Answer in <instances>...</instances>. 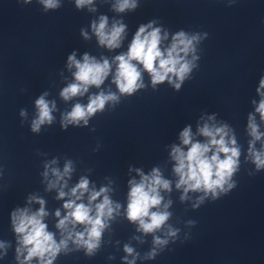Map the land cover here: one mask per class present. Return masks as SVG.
<instances>
[{"label":"clouds","instance_id":"1","mask_svg":"<svg viewBox=\"0 0 264 264\" xmlns=\"http://www.w3.org/2000/svg\"><path fill=\"white\" fill-rule=\"evenodd\" d=\"M30 2L31 0H24V3ZM40 2L45 9L59 6L57 0H40ZM75 3L77 8H81L91 5L93 0H75ZM136 7L137 0H117L114 10L122 13L126 10H134ZM153 24L154 22L140 25L129 44L128 51L116 55L112 63L108 59L97 61L88 54H84L82 61L76 59L75 53L70 55L68 67L76 69L73 73L75 82L61 91V97L67 101L75 96H83L91 86L100 88L110 74L112 83L116 85L119 93L131 95L144 87L142 71L149 74L153 87L168 81L175 89L179 90L181 84L196 66L194 61L198 57L194 55L195 44L199 42L200 37L197 34L189 35L184 31H179L172 36L169 46L162 47V41L168 39V33L164 32L162 36L161 28L153 27ZM92 29L99 44L111 50L120 47L124 39L126 25L115 22L109 28L107 17L100 16L98 23L93 22ZM190 54H193L191 59L188 58ZM113 64L115 65L114 72ZM261 89H264V78H261L259 88H257V92L262 98L256 107V112L264 121V92ZM118 99V96L112 92L106 94L101 91L91 95L87 105L76 103L72 110L64 115L62 126L79 125L81 121L87 125L91 116L98 111H103L107 103L117 102ZM35 104L38 114L32 122L31 129L33 132H39L42 125L52 123L54 119L52 111L55 108V103L52 102L50 107V102L42 95L35 101ZM20 114L24 116L25 112L22 110ZM211 119L213 118L209 117V120ZM248 120L250 135L253 137V140L250 141L249 154L259 170L264 168V147L260 151H256L253 145L264 134L258 131L254 116L249 115ZM198 131L200 135L207 138L206 142L194 141L190 127H185L180 133V140L186 146V150L179 146H173L171 156L175 161L173 171L179 178L176 188H183L185 194L181 196V200L185 199L189 191H194L204 193V196L198 201L203 202L204 197L209 194L213 199H216L220 194L226 193L234 187L230 180L238 169L240 149L234 137L226 139L228 136L227 126L216 127L205 123ZM51 163L55 164L56 161L53 160ZM45 167L47 168L48 165ZM51 172L55 180L49 182V188H55L63 177L70 174L71 164L70 162L66 164L62 173L56 168H52ZM139 174L141 176L139 182L129 181L127 217L130 221L139 224V230L144 233H152L160 229L170 216L166 210H159L162 202L160 190L170 191V181L162 178L157 169H153L149 175ZM44 175L47 177L48 172L46 171ZM88 185L89 181L81 178L80 182L68 194L63 191V186L61 187L58 198L69 195L75 199L70 198L63 205L67 210L66 215L59 219L56 225L63 236L59 242L55 239V234L48 231V226L44 223V218L48 213L44 209L43 200L36 201L40 204V208L35 212H31L28 208H17L12 213V225L17 234L19 245L16 249V259L20 264H31L34 258L37 259L38 264H53L57 254L67 248L68 240L73 236L75 237L73 242L78 247L83 246L88 255L94 253L99 247L102 232L107 226L106 221L112 218L114 208L119 209L120 205L113 206L106 194L107 188L91 191L87 204L77 203L85 193L89 192ZM226 185L227 187H225ZM100 197L102 200L93 206V202ZM168 206L165 204L164 208L167 209ZM152 209L157 210L153 211ZM55 215L60 217V211L57 210ZM78 224L84 226V231L74 233L73 229ZM64 233L67 235L64 236ZM169 234L175 235L171 231ZM165 243L167 241L154 238L155 245ZM3 246L0 244V247ZM124 250L128 254L133 252V249L127 245ZM25 252L26 255L21 260L20 257ZM153 255H155L154 252L149 254L150 257ZM128 264H132V262L130 261Z\"/></svg>","mask_w":264,"mask_h":264}]
</instances>
